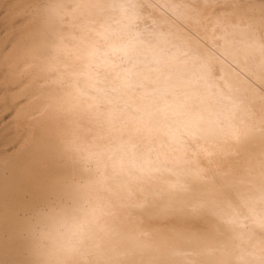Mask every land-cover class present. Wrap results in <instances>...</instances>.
I'll list each match as a JSON object with an SVG mask.
<instances>
[{
	"label": "bare ground",
	"instance_id": "6f19581e",
	"mask_svg": "<svg viewBox=\"0 0 264 264\" xmlns=\"http://www.w3.org/2000/svg\"><path fill=\"white\" fill-rule=\"evenodd\" d=\"M29 3L39 136L0 167V264H44L64 218L62 264H264V0Z\"/></svg>",
	"mask_w": 264,
	"mask_h": 264
},
{
	"label": "rangeland",
	"instance_id": "374dc122",
	"mask_svg": "<svg viewBox=\"0 0 264 264\" xmlns=\"http://www.w3.org/2000/svg\"><path fill=\"white\" fill-rule=\"evenodd\" d=\"M29 2L0 0V167L31 143L30 136H39L30 128L40 114L38 87L43 80L34 85L35 77L28 73L29 60L22 59L25 54L19 50L22 40L30 41L34 36L27 35L34 21Z\"/></svg>",
	"mask_w": 264,
	"mask_h": 264
},
{
	"label": "clouds",
	"instance_id": "9594fccd",
	"mask_svg": "<svg viewBox=\"0 0 264 264\" xmlns=\"http://www.w3.org/2000/svg\"><path fill=\"white\" fill-rule=\"evenodd\" d=\"M87 214H85L86 217ZM86 219L84 223H86ZM74 218H64L60 221L54 222L51 227L53 229L62 228L60 233L61 239L65 241L64 244L56 247L54 252L45 253L46 259L44 264H62L61 256L67 253H72L76 250V246L82 240V228L75 227Z\"/></svg>",
	"mask_w": 264,
	"mask_h": 264
}]
</instances>
